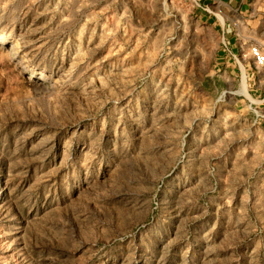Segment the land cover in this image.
<instances>
[{
    "label": "rangeland",
    "instance_id": "1",
    "mask_svg": "<svg viewBox=\"0 0 264 264\" xmlns=\"http://www.w3.org/2000/svg\"><path fill=\"white\" fill-rule=\"evenodd\" d=\"M222 35L264 49V0H0V264H264V70Z\"/></svg>",
    "mask_w": 264,
    "mask_h": 264
},
{
    "label": "built area",
    "instance_id": "2",
    "mask_svg": "<svg viewBox=\"0 0 264 264\" xmlns=\"http://www.w3.org/2000/svg\"><path fill=\"white\" fill-rule=\"evenodd\" d=\"M221 50L222 52L229 58H232L233 61L237 64V67L242 74V68L246 70L244 66L241 67L240 61H242L245 65L249 66L254 71L264 70V49L261 45L254 43L250 44L247 48L246 54L239 55L237 51L234 50V47L230 45L229 41L225 38L224 35L221 36L220 39ZM244 46H240L241 52L244 51ZM240 57V58H239ZM243 64V65H244ZM251 78L250 80H252Z\"/></svg>",
    "mask_w": 264,
    "mask_h": 264
},
{
    "label": "crops",
    "instance_id": "3",
    "mask_svg": "<svg viewBox=\"0 0 264 264\" xmlns=\"http://www.w3.org/2000/svg\"><path fill=\"white\" fill-rule=\"evenodd\" d=\"M219 49H220V46H219ZM219 52H220V50H219ZM221 65H223L222 67L225 69V71L227 72L228 70H227V67L226 66H228V64H226V62H224L223 64H221Z\"/></svg>",
    "mask_w": 264,
    "mask_h": 264
},
{
    "label": "bare ground",
    "instance_id": "4",
    "mask_svg": "<svg viewBox=\"0 0 264 264\" xmlns=\"http://www.w3.org/2000/svg\"><path fill=\"white\" fill-rule=\"evenodd\" d=\"M243 86H242V91L244 92V93H246V89H245V84H244V81H243V84H242Z\"/></svg>",
    "mask_w": 264,
    "mask_h": 264
}]
</instances>
